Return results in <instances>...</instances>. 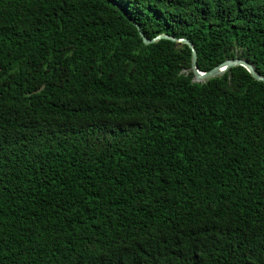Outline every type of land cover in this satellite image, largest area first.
<instances>
[{
	"label": "trees",
	"instance_id": "16d2710c",
	"mask_svg": "<svg viewBox=\"0 0 264 264\" xmlns=\"http://www.w3.org/2000/svg\"><path fill=\"white\" fill-rule=\"evenodd\" d=\"M264 0H0V264H264Z\"/></svg>",
	"mask_w": 264,
	"mask_h": 264
},
{
	"label": "water",
	"instance_id": "95a60500",
	"mask_svg": "<svg viewBox=\"0 0 264 264\" xmlns=\"http://www.w3.org/2000/svg\"><path fill=\"white\" fill-rule=\"evenodd\" d=\"M134 24L137 27L139 34L142 37L145 45L154 44L161 40H170L172 42L182 43L184 45H187L192 50V66L191 67H192V72L194 75L193 82L195 83H201V84L206 83L210 79L216 78L218 76L221 77L222 75L226 74L230 69L235 68V67L245 68L256 81L264 82V76H262L260 73L257 72L256 67L252 63L248 62L247 60L240 59V58L226 60L221 65L213 68L212 70L208 72H202L198 68L197 51L194 48V45L190 42V40L178 39V38L166 35V34H162L153 39H149L143 33L142 28L139 26V24H136V23Z\"/></svg>",
	"mask_w": 264,
	"mask_h": 264
}]
</instances>
